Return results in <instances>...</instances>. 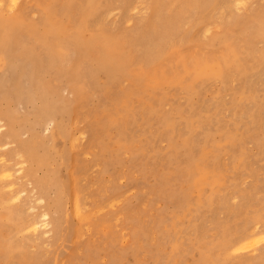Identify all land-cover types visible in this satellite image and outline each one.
Returning a JSON list of instances; mask_svg holds the SVG:
<instances>
[{"label":"rangeland","instance_id":"374dc122","mask_svg":"<svg viewBox=\"0 0 264 264\" xmlns=\"http://www.w3.org/2000/svg\"><path fill=\"white\" fill-rule=\"evenodd\" d=\"M232 1L0 0V264H264V0Z\"/></svg>","mask_w":264,"mask_h":264},{"label":"bare ground","instance_id":"6f19581e","mask_svg":"<svg viewBox=\"0 0 264 264\" xmlns=\"http://www.w3.org/2000/svg\"><path fill=\"white\" fill-rule=\"evenodd\" d=\"M15 0H12L13 3L10 4V7H13L15 5ZM191 1H195V0H191ZM208 4V6H212V11H214L216 9L217 6H219L218 8H222L225 9L227 7H231L233 6V1L232 0H205ZM206 8V7H205ZM109 12V11H108ZM100 18V17H99ZM104 19V17H101L100 20ZM8 33H10V35H13L14 32L17 29L18 26V22L15 19H12V22H9L8 24ZM5 27V26H4ZM204 32L207 31V29L203 30ZM148 34H145L144 37H146ZM3 43V48L6 47V49H10V47H12V43L11 40H6V41H2ZM146 54L149 56L151 55V48H147L146 50ZM29 64V62L27 61V59H25L23 61V67L21 66V69L24 71V68ZM114 64V59L112 60V56L110 54H105L103 56H100V58L97 60L96 62V68L95 70H99L103 73L106 74V72L109 71V68ZM48 66H50V62L47 64ZM35 68L32 71V75H31V80H32V76L33 73L35 72ZM90 74L92 73L91 71H88ZM0 115H2L4 118H6L7 115H5V113H1ZM62 133V129H58L57 134ZM65 133V132H64ZM8 137H11L13 139H16L18 137V134L12 130H9V132L7 133ZM69 140H70V149L74 150L78 147L79 143V137L75 136V135H70L69 136ZM20 150H22L25 153H28L30 151V148L26 145V144H21L20 146ZM13 169V166H3L0 169V178L1 179H12V173H10V171ZM21 167H18L15 171L20 173L21 171ZM8 185H12L13 184V180H9ZM57 202L55 203V206L57 207ZM85 210L82 208L81 204L79 203L78 199L74 196L72 199V204L70 207V217L71 219L74 220L76 226H77V230L76 233H74V236H80L81 231L83 229V224L85 222V218H86V214H85ZM45 213H38L36 215L33 216L32 219H30L29 221L25 222L22 226L21 229L22 230H27V231H38L39 229H43V227L45 226L46 222H45ZM58 226V224H57ZM256 234H258L257 230H256V226L252 227V228H248L246 229L244 232H241L237 237L233 238L232 240H226L225 242H223L221 244L222 249L224 250L225 253L231 252V253H237L238 251H241L243 249H246L247 247V242L252 239ZM214 264H219L217 262H213Z\"/></svg>","mask_w":264,"mask_h":264}]
</instances>
